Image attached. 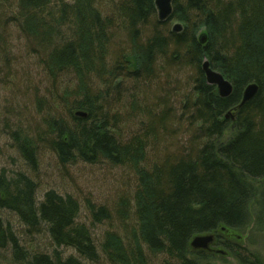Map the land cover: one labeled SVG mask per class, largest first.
<instances>
[{
  "label": "trees",
  "instance_id": "1",
  "mask_svg": "<svg viewBox=\"0 0 264 264\" xmlns=\"http://www.w3.org/2000/svg\"><path fill=\"white\" fill-rule=\"evenodd\" d=\"M170 21L180 23L181 30L173 31ZM10 24L52 80L51 107L63 106L66 112L65 117L50 115L49 104L34 97L38 111L47 105L45 129L34 133L10 124L15 152L34 171L42 141L62 164L103 159L130 165L138 184L128 241L109 231L96 241L77 220L80 205L74 197L48 190L39 199L37 184L25 172L0 169L4 263L95 264L103 255L111 264H150V251L162 254L163 264H200L209 255L192 250L189 242L210 232L239 264H264L226 238L251 218L256 229L264 228V0H172L165 21L157 19L154 0H0V58ZM200 29L207 33L204 44L197 39ZM204 58L231 83L227 97L207 84ZM184 67L190 70L185 98L168 101L155 82ZM127 79L138 94L132 101L121 95ZM64 80L73 87L60 93L57 85ZM249 83L257 85L255 95L232 116L229 111ZM122 103L131 109L119 114L115 108ZM138 109L146 122L139 135L123 140L116 135L123 114ZM227 111L233 121L225 117ZM181 122L191 130L188 141L161 162L140 168L147 144ZM229 124L234 135L222 142ZM86 208L95 222L109 218L102 207L93 210L88 203ZM4 211L14 214L20 227L7 221ZM33 234L45 235L49 247L40 250L32 239L27 245L22 236ZM60 247H71L79 256H66Z\"/></svg>",
  "mask_w": 264,
  "mask_h": 264
},
{
  "label": "rangeland",
  "instance_id": "2",
  "mask_svg": "<svg viewBox=\"0 0 264 264\" xmlns=\"http://www.w3.org/2000/svg\"><path fill=\"white\" fill-rule=\"evenodd\" d=\"M173 23L174 21H170L169 26H172ZM9 31L11 33L8 36V45L5 48V53L0 58V169H4L8 173H14L15 171L25 172L37 184V197L39 199L48 190H54L59 194L74 197L80 205L77 220L89 227L90 231L95 235L96 241H100L107 231L115 232L120 237H123L125 241H128L129 229L132 228L135 221L132 207L133 197L138 184V177L132 166L113 164L103 159H99V161L94 163L75 160L62 164L45 142L38 141L36 151L37 165L36 169L31 171L20 155L15 152L13 142L8 134L11 128L9 127L10 124L13 126L14 123L15 125L19 123L24 129H33L34 133L38 128L45 129L43 118L44 115H47V105L38 111L34 97L44 99L45 103L49 104V107L53 104L52 98L54 97L50 92L52 80L46 76L43 66L38 62L36 55L27 50L24 38L17 33V30L11 24L9 25ZM5 57L7 62L4 60ZM204 60L206 59L204 58ZM187 71L190 72L189 68L184 67L182 69H173L169 75L161 74L159 80L155 82L154 88L160 90L162 87L164 95H168V101L180 100L182 103L189 88ZM123 85L124 89L121 93L123 98L128 97L132 101L138 97L132 80L127 79ZM57 87V90L63 93L65 88L71 89L73 84L64 80ZM177 88L179 89L175 90ZM53 102H55L54 99ZM120 106H125L126 109ZM120 106L115 109H118L117 112L122 114L128 109L129 104L124 105L122 103ZM179 109L176 108L177 116H179ZM11 110L13 111L12 113H10ZM52 110L53 112H50V115L65 117V107L52 108ZM43 111L44 113H42ZM142 116L139 113V109L132 110L126 115L123 114L122 123L119 124L120 132L116 133V135L122 137L123 140H127L134 134L139 135V127L141 128L143 123L146 122ZM227 117L230 121H233V117L228 115ZM173 126L175 127L171 133L166 134V132L161 131L162 139L160 141H152L147 144L145 160L139 163L140 168H148L156 162H161L188 141L191 132L188 126L183 122ZM231 126L229 124L228 128L223 132L220 141L225 142L234 135V127ZM259 183L260 180L254 182L253 185H258ZM125 202L128 205L123 208L122 205ZM88 203L92 205L93 210L98 207L106 209L109 213V218L100 222L93 221L91 214L86 208ZM120 206L123 208L122 215L119 212L121 211ZM1 214L17 228L20 227L14 214L7 211ZM253 224L254 218H251L248 224L240 229H231L230 238H228L229 235L226 238L230 239L229 241H232L236 246L257 254L264 260V228L262 230L256 229ZM203 234L201 233V235ZM234 235H236V238ZM22 237L27 245H33L28 239L39 242L41 244L40 250L49 247V242L45 235L33 234L31 238L24 237V235ZM213 243L209 249L202 250L209 256L205 260L199 261L200 264H239V261L229 252L225 245L217 242L213 245ZM60 251L66 256H79L71 247H60ZM146 253L150 264H163L162 254H154L150 251H146ZM5 257L6 255L0 253V264L7 263H4ZM85 262L88 263L87 260ZM95 264H111V262L102 255Z\"/></svg>",
  "mask_w": 264,
  "mask_h": 264
},
{
  "label": "water",
  "instance_id": "3",
  "mask_svg": "<svg viewBox=\"0 0 264 264\" xmlns=\"http://www.w3.org/2000/svg\"><path fill=\"white\" fill-rule=\"evenodd\" d=\"M154 6L156 10V16L159 21L167 20L172 13V0H154ZM182 28L181 24L175 22L172 24V30L175 32L180 31ZM197 39L200 44H204L207 41V33L204 29H201L197 34ZM202 71L205 75L206 82L214 85L217 89V93L221 97H227L232 92L231 83L225 79L222 74L209 66L207 60L201 63ZM257 91V85L255 83L247 84L241 94V100L233 107V111L240 108L245 102L252 98ZM235 113V112H234ZM78 115H84L83 113H77ZM227 115H225L226 117ZM213 241L212 234L196 235L190 240V247L194 249H209V245Z\"/></svg>",
  "mask_w": 264,
  "mask_h": 264
},
{
  "label": "bare ground",
  "instance_id": "4",
  "mask_svg": "<svg viewBox=\"0 0 264 264\" xmlns=\"http://www.w3.org/2000/svg\"><path fill=\"white\" fill-rule=\"evenodd\" d=\"M156 17H157V16H156ZM241 94H242V93H241ZM227 114H228V111L225 113V115H227ZM191 249H192V250H198V249H194V248H192V247H191Z\"/></svg>",
  "mask_w": 264,
  "mask_h": 264
}]
</instances>
